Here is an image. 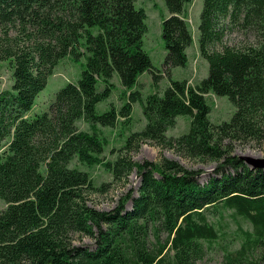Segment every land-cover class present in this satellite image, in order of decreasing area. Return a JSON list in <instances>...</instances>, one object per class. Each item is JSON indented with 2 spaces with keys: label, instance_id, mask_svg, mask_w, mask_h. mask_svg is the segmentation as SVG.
Here are the masks:
<instances>
[{
  "label": "trees",
  "instance_id": "16d2710c",
  "mask_svg": "<svg viewBox=\"0 0 264 264\" xmlns=\"http://www.w3.org/2000/svg\"><path fill=\"white\" fill-rule=\"evenodd\" d=\"M134 1L0 0V61L12 70L11 88L0 90V199L6 204L0 264H197L223 234L208 219L219 209L247 224L236 227L221 264H264V170L250 169L233 153L234 143L264 140V0H203L198 51L207 75L195 85L171 80L163 95L156 91L144 100L130 91L152 69L142 46L146 15ZM189 1L165 0L166 70L186 65ZM234 31L244 39L228 42ZM82 54L77 82L60 88L46 111L27 115L54 66ZM114 72L125 102L98 114L95 106L109 97ZM208 93L228 97L235 107L228 121H209ZM136 101L143 128L129 133L115 160H106L99 126L128 123ZM179 115L190 117L188 131L167 136ZM79 120L88 131L77 127ZM147 142L217 162L213 175L202 184L197 170L176 160H134L131 153ZM74 159L102 165L114 182L135 172V194L131 189L111 210L88 205L87 195L106 184L95 187L87 171L70 166ZM74 233L92 238L94 247L75 245Z\"/></svg>",
  "mask_w": 264,
  "mask_h": 264
},
{
  "label": "rangeland",
  "instance_id": "374dc122",
  "mask_svg": "<svg viewBox=\"0 0 264 264\" xmlns=\"http://www.w3.org/2000/svg\"><path fill=\"white\" fill-rule=\"evenodd\" d=\"M203 0H190L185 4L183 16L187 22L188 28L192 34V42L186 48L187 62L185 66L171 67L166 70L163 61L166 55L165 45L161 35L162 20L169 16L165 0H135L134 7L142 8L145 12L146 31L142 35V46L149 55L152 69L144 71L137 78L136 84L130 91H139L142 99L153 92L163 95L164 90L170 84L171 80H187L189 85H195L208 73L207 61L202 58L198 51V25L200 22V13ZM244 39L241 32L234 31L226 38L228 42L240 41ZM86 54L79 57L68 55L62 58L53 68V73L48 76L47 83L35 98L34 104L27 115L34 116L48 109L50 102L54 99L55 93L67 83H76L82 70L85 68ZM154 75L158 76L155 84ZM110 82L113 84L112 91L106 99L101 100L95 106L98 114L108 110L113 105L117 110L125 102V89L120 83L119 75L114 72ZM12 86V70L7 61H0V90L10 89ZM104 83L98 81L97 90H102ZM206 103L210 106L208 119L211 123L217 124L222 121H228L233 114L235 107L231 104L227 96H216L212 93L205 95ZM121 119V118H120ZM121 121V120H120ZM120 121L113 127L99 126L101 135L106 139L102 156L106 160L113 161L118 156V149L124 145L126 137L132 131H139L145 124L142 107L139 101L132 104L130 120L126 124ZM77 127L82 131H88L89 126L83 121H77ZM190 117L179 115L176 117V123L166 131L170 137H178L186 133L189 129ZM233 153L235 155H249L253 157H264V140L261 142L251 141L248 143H234ZM131 156L136 161L159 162L161 157L173 159L181 163L188 169L197 170L198 181L206 183L213 175L217 162L201 161L180 155L173 149H162L150 142L142 144L137 151L132 152ZM71 167H77L89 173L92 183L95 187L106 184L104 189L96 190L87 195V204L101 210H111L116 207L121 198L131 189L133 194L139 185V176L132 172L126 180L113 181L111 172L104 169L102 165L95 164L87 166L74 159L70 163ZM6 204L0 199V210L4 209ZM130 208V203L125 205ZM230 210L219 209L216 213L209 215L208 219L215 223L223 232L220 239L215 241L206 250L204 257L197 264H221L222 253L226 245L236 240V227L241 224L246 227V223L239 217H234ZM164 237V236H162ZM73 243L83 245L89 248L94 247V240L79 233H74Z\"/></svg>",
  "mask_w": 264,
  "mask_h": 264
},
{
  "label": "water",
  "instance_id": "95a60500",
  "mask_svg": "<svg viewBox=\"0 0 264 264\" xmlns=\"http://www.w3.org/2000/svg\"><path fill=\"white\" fill-rule=\"evenodd\" d=\"M239 158L252 170H264V157L239 155Z\"/></svg>",
  "mask_w": 264,
  "mask_h": 264
}]
</instances>
